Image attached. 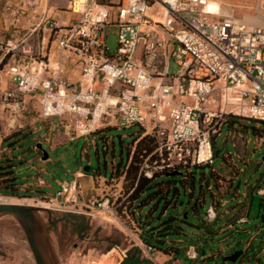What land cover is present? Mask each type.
I'll list each match as a JSON object with an SVG mask.
<instances>
[{
	"label": "built area",
	"instance_id": "1",
	"mask_svg": "<svg viewBox=\"0 0 264 264\" xmlns=\"http://www.w3.org/2000/svg\"><path fill=\"white\" fill-rule=\"evenodd\" d=\"M205 1L65 0L61 17L47 0L5 2L3 19L16 37L0 43V129L20 127L23 106L36 104L37 115L57 117L69 139L136 123V136L153 140L144 161L158 155L139 167L145 176L209 163L210 134L224 113L264 120V24L217 15ZM109 27L115 32L111 50ZM216 99L226 108L211 104ZM82 189L74 179L62 180L54 195L65 209L96 207L116 215L128 193L122 195L120 185L84 198ZM255 192L264 193V179ZM214 210L208 205L205 217L213 219ZM136 238L150 257L155 248ZM182 254L186 264L198 256L191 242Z\"/></svg>",
	"mask_w": 264,
	"mask_h": 264
},
{
	"label": "rangeland",
	"instance_id": "2",
	"mask_svg": "<svg viewBox=\"0 0 264 264\" xmlns=\"http://www.w3.org/2000/svg\"><path fill=\"white\" fill-rule=\"evenodd\" d=\"M10 1L15 0H0V22L4 18V4ZM64 1L47 0V4L52 5L54 15L61 17L64 15L61 10ZM207 2L219 3L220 12L216 13L217 15L231 14L242 21L245 16L255 15L264 19V0H207ZM107 31L106 45L111 50L115 45V32L111 27ZM168 67L169 72L175 71V64L171 59ZM211 104H221L222 108H226L218 99ZM229 107L237 111L234 106L229 105ZM2 120L3 117H0V123ZM224 121L228 124H222ZM48 123L54 127L57 117L38 120L36 124L41 125V128L35 133L14 131L20 127L5 131L0 129V139L7 138L13 133L4 140L3 144L7 147L8 156H21L20 159L14 160L15 169L30 165L25 170L15 172V175L17 177L25 175L28 179L34 178L37 170L49 182L48 188L38 187L33 190L31 194L34 196H39L41 191L47 189L53 193L58 187L56 179H69L71 170L78 164L81 167L87 165L89 168L98 166L101 170L105 168L108 171L111 163L125 159L126 152L130 160L135 144L132 138L138 132V125L133 123L120 127H99L86 135H80L57 145L53 149H50L45 142H41L40 148L48 154V160H43L34 155L30 146L35 142V136L43 131ZM22 125L23 123L20 126ZM215 125L218 126L217 132L210 134L213 152L211 161L198 166H189L192 177L184 183L179 180L180 175L177 174L174 177L177 190L172 198V189L169 191L167 204H164L161 199L155 202V198H150L140 209H134L131 215L128 205L133 201L127 198V193L117 207L116 215L121 222L117 221L114 214L96 207L81 208L82 211L92 210L96 232L90 237L74 235L69 222L61 215L65 211L56 210V213L49 214L48 211H52L50 207L63 208L55 199L53 205L48 207L31 204L36 206L35 213L43 225L42 249L48 263L114 264L115 256H117L114 249L106 255L101 254L105 253L109 247L103 238L106 229L101 225H109L107 230L111 236L110 241L126 246L137 240L131 230L133 226L139 230L134 216L141 210L153 216L154 223L158 217H171L172 226L165 240L160 242L157 237H151L153 244L160 248H156L157 250L170 254L168 257L161 252L157 253L161 264H176L173 261L175 257L170 251L181 255L183 247L188 242L193 243L198 252L197 258L191 264H261L264 261V193L258 194L252 191V186L259 174L264 171V120H256L228 111L217 119ZM145 155H142L139 160L138 171L141 165L145 163L151 165L152 161H158L156 153L144 161ZM226 156L231 164L226 160ZM6 161L7 159L2 157L0 164ZM211 169L231 178L228 192L222 194L218 192L212 181ZM154 172H160V170L157 169ZM27 178L23 181H27ZM20 181L18 179L16 182ZM11 191L14 190L0 187V196H13L10 198L19 200L28 198L24 195L6 194ZM121 191L122 195L129 192V180L124 177V174L121 178ZM16 193L25 192L16 190ZM82 196L86 197L84 188ZM214 196L218 198V204L215 206V217L209 220L204 212ZM197 198H201L202 201L197 202ZM224 199L229 201V210L226 212L224 209L227 208L228 203L220 204ZM28 201L50 200L48 197H37L30 198ZM240 208H243L246 219L232 220L233 213ZM129 218L132 221H129ZM165 247L168 248L164 249ZM227 253H234V255L229 260L224 259ZM0 264H35L20 225L9 213H0Z\"/></svg>",
	"mask_w": 264,
	"mask_h": 264
},
{
	"label": "crops",
	"instance_id": "3",
	"mask_svg": "<svg viewBox=\"0 0 264 264\" xmlns=\"http://www.w3.org/2000/svg\"><path fill=\"white\" fill-rule=\"evenodd\" d=\"M14 34H15V32L14 31L12 32L11 27L8 26V24L3 19L2 22H0V43L3 44L5 40L10 39V37H12ZM5 59H7V58H5ZM7 61H9V59H7ZM0 117L4 118V111L2 110V104H0ZM18 118H19L20 122L23 123V125L14 131L19 130L18 132L25 131V132H34V133L38 132L41 128V125L36 124V122L38 120L45 119V118H41L37 115V105L36 104H25L23 106V109L19 113ZM47 118H49V117H47ZM58 122H59V120L57 118V123L55 124L54 127H52V125L50 123H48L47 126L45 127V129L43 131L39 132L35 136V142L31 144L30 148L33 150L34 155L36 157L43 159V160H48V154L42 148H40L41 142H45L50 149H53L57 145L63 144L67 141H70V140L80 136V135H76L73 138L69 139L67 137V135L61 130L60 126L58 125ZM224 123H227V122L224 121L222 124H224ZM12 134L13 133L9 134L7 136V138H9ZM4 135L5 134H3V137H5ZM84 135H86V134H84ZM7 138L0 139V159L2 157H4L5 159H7L11 162V167L13 169V173H12L13 183L9 186L5 185L3 183V181H1V179L5 178V176H0V187H4V188L9 189V190H14V191L8 192L6 194L24 195V197H28V198L48 197L50 201L55 199V201H57L59 203L58 197L54 195V192L51 193L50 189H47L45 191H41V194L39 196H34L31 194V192L38 187H47L48 188V186H49V182L44 177H42L37 172V170L34 173V178L31 177L28 179L25 175H23L21 177H17L15 175L14 169L16 168V165L14 163V160L20 159L21 156L20 155H15V156H8L7 155V153H8V152H6L7 147H5V145L3 144L4 140ZM83 149L84 148L82 147V150ZM80 158L82 159V156H80ZM226 160L229 162V164H231V161L227 156H226ZM128 161H129V155L126 154V157L123 161L119 160L117 163H111L108 171H106L105 168H103L101 170L98 166H96L94 168H89L87 166V168L84 169L83 167L80 166V164H78L77 167H75L71 170V177L69 179H65V178L56 179V182H57V185H59V182L62 180L74 179V180L78 181L81 184V186H83L82 188H84L85 196L93 195V194H101L103 190L105 192H107V191L114 192L121 185V178L123 176V168L126 166ZM189 166H191V165H189ZM189 166H186L185 168L187 170H190ZM26 167L28 168V167H30V165H27ZM180 168L183 169L182 167H178L177 169H180ZM42 171H44V170H42ZM97 175L104 176L105 180L104 181H101V180L98 181L96 178ZM211 176H212V181L215 184V186H216V188L220 194L229 191V186L231 183V178L229 176H225L223 174H220L213 169H211ZM183 177H185V176H183ZM26 178H27V181H23ZM18 179L21 180L19 183L16 182ZM263 179H264V171L261 172L259 174L258 178L255 180V182L252 186V191L255 192V188L260 185V182ZM85 188L87 190H85ZM16 190L17 191H23L25 193H16ZM10 197H13V196H10ZM20 199H22V198H20ZM201 201H202L201 198L197 199V202L200 203ZM224 203L225 204L228 203L227 208L224 209V211L226 212L227 210H229V201L226 199L221 200L220 204L223 205ZM211 204H215V206H216L218 204V198H216L214 196L213 201L208 205H211ZM59 205L61 206V204H59ZM44 207H46V206H44ZM49 209H52V211L51 210L48 211L50 215L52 213H56V210L65 211L61 215L63 216L64 219H66L69 222V224H70V226L74 232V235L77 237H80V236L90 237L91 235H93L94 232H96V226L93 222V215L91 212L92 210H87V211L70 210V209H65V208L63 209V208H58V207H50ZM114 216L117 219V221L121 222L120 218L117 215H114ZM240 216H245V219H246V214L243 211V208L236 210L233 213L231 219L234 221H237L238 217H240ZM129 221H132V219L129 218ZM101 227H104L106 229V232H105L103 238H104L105 242H107V245L109 244V247L105 251V253H101V254L106 255L107 253L111 252L114 249L117 252V256H115L116 258H115L114 264H118L122 260V258L125 257L126 254L132 253L134 249L138 250V257H139L138 264H161V262H159V260H158V258L160 256H158V254H157L158 252H161V251L155 249L151 253L150 257H147L140 251L138 242H136V240H135V242L128 244L126 246H121L119 243L110 241L111 236H109V234H108L109 232L107 230L109 228V225L102 224ZM138 231H139L138 228L136 226H133V229L131 230V232L135 235V237L138 235ZM161 253L163 255L165 254L168 257H170V254L163 253V252H161ZM170 253L175 257V259L173 261L176 264H186L182 254L178 255L177 253H175V251H170Z\"/></svg>",
	"mask_w": 264,
	"mask_h": 264
},
{
	"label": "trees",
	"instance_id": "4",
	"mask_svg": "<svg viewBox=\"0 0 264 264\" xmlns=\"http://www.w3.org/2000/svg\"><path fill=\"white\" fill-rule=\"evenodd\" d=\"M132 139L135 140L134 149L132 150L130 160L123 168L124 177L129 180V192L127 198L130 201H133L128 205V210L131 212V215H133L132 213L134 209H140L150 198H155V202L161 199L164 204H167V195L169 191L172 189V198L177 190L175 187L176 179L174 178L177 174L180 175L179 180L182 183L190 180L192 177L191 170H187L185 168L186 166H177L175 169H170L169 171L164 169L160 170V172L153 171L150 176H144L138 171V164L141 156L152 149L153 140L150 136L145 134L138 137L135 135ZM149 156L152 157V154ZM191 165L198 166L201 164ZM178 167H182L183 169L179 171L177 169ZM12 173L13 169L9 160L4 164H0V176H5L1 181H3L5 185L9 186L13 183ZM134 217L136 224L139 226L138 236L140 239L145 243L151 244L155 249H160L153 244L151 237L155 236L160 242H163L167 232H169V228L172 226L171 217H158L157 221L154 223L152 222L153 216H150L147 212H142L141 210H139L138 214ZM168 247H165L164 249H167ZM174 249L177 248L174 247ZM138 261V250L134 249L132 253L126 254L118 264H138Z\"/></svg>",
	"mask_w": 264,
	"mask_h": 264
},
{
	"label": "water",
	"instance_id": "5",
	"mask_svg": "<svg viewBox=\"0 0 264 264\" xmlns=\"http://www.w3.org/2000/svg\"><path fill=\"white\" fill-rule=\"evenodd\" d=\"M87 168V165L83 167ZM27 169V167H19L14 172H20ZM34 205L25 202H1L0 201V213H9L15 217L20 225L27 245L32 254L35 264H49L45 253L42 249V231L43 225L41 220L35 213ZM234 253H227L223 258H232Z\"/></svg>",
	"mask_w": 264,
	"mask_h": 264
},
{
	"label": "bare ground",
	"instance_id": "6",
	"mask_svg": "<svg viewBox=\"0 0 264 264\" xmlns=\"http://www.w3.org/2000/svg\"><path fill=\"white\" fill-rule=\"evenodd\" d=\"M205 8L212 12V13H219L220 12V6L219 3L216 2H207V0L205 1ZM242 21V20H241ZM244 21V22H243ZM242 22L249 24V25H261L264 24V19L262 17H259L258 15L255 16H245L244 20ZM236 108V107H235ZM236 110H240L237 109ZM30 198H24V199H15V198H10V196H0V201L1 202H25L28 204H34L37 206H46L48 207V205H53V201H47V202H43V201H38V202H30L28 201Z\"/></svg>",
	"mask_w": 264,
	"mask_h": 264
},
{
	"label": "clouds",
	"instance_id": "7",
	"mask_svg": "<svg viewBox=\"0 0 264 264\" xmlns=\"http://www.w3.org/2000/svg\"><path fill=\"white\" fill-rule=\"evenodd\" d=\"M209 215H210V218L214 216V214L211 212V210L209 211ZM193 255H195V253H193Z\"/></svg>",
	"mask_w": 264,
	"mask_h": 264
}]
</instances>
